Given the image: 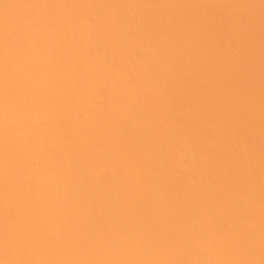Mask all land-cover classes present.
Instances as JSON below:
<instances>
[{
	"label": "bare ground",
	"instance_id": "1",
	"mask_svg": "<svg viewBox=\"0 0 264 264\" xmlns=\"http://www.w3.org/2000/svg\"><path fill=\"white\" fill-rule=\"evenodd\" d=\"M0 264H264V0H0Z\"/></svg>",
	"mask_w": 264,
	"mask_h": 264
}]
</instances>
